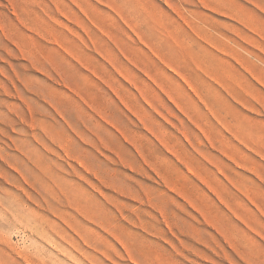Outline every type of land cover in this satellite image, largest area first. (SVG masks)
<instances>
[{"label": "rangeland", "instance_id": "rangeland-1", "mask_svg": "<svg viewBox=\"0 0 264 264\" xmlns=\"http://www.w3.org/2000/svg\"><path fill=\"white\" fill-rule=\"evenodd\" d=\"M0 25V264H264V0H0Z\"/></svg>", "mask_w": 264, "mask_h": 264}, {"label": "bare ground", "instance_id": "bare-ground-1", "mask_svg": "<svg viewBox=\"0 0 264 264\" xmlns=\"http://www.w3.org/2000/svg\"><path fill=\"white\" fill-rule=\"evenodd\" d=\"M129 8H131V6H130ZM28 19H29V18H28ZM26 20H27V19H26ZM34 20H36V19H34ZM0 26H1V25H0ZM0 29H1V27H0ZM1 31H2V29H1ZM2 32H3V31H2ZM2 34H3V33H2ZM5 37H6V36H5ZM208 37L211 38L210 36H208ZM208 37H207V38L205 37V39L208 40ZM212 38H213V37H212ZM55 39H57V38H55ZM8 40H9V39H8ZM211 40H212V39H211ZM208 41H209V40H208ZM8 42H9V41H8ZM55 42H56V41H55ZM209 42H210V41H209ZM5 43H6V42H5ZM14 43H15V42H13V45H14ZM212 43H215V42H212ZM219 44H220V42H219ZM219 44H218V46H220ZM222 44H223V43H222ZM216 45H217V43H216ZM224 47H225V46H223V48H224ZM225 48H226V47H225ZM225 48H224V49H225ZM0 49H2V48H0ZM17 49H18V48H17ZM221 49H222V48H221ZM19 50H20V49H19ZM226 50H227V54H229V52H228L229 50H228V49H226ZM226 50H224L223 52H225ZM21 51H22V50H21ZM2 53H3V52H2ZM2 53H1V54H2ZM5 53H6V50H5ZM225 53H226V52H225ZM6 54H7V53H6ZM20 54L22 55V53H20ZM234 54H235V53H233V55H234ZM4 55H5V54H4ZM4 55H2V56H4ZM7 56H8V55H7ZM7 56H6V57H7ZM33 56H34V55H33ZM9 57H10V56H9ZM12 58H16V57H12ZM28 58H29V57H28ZM9 59H10V58H9ZM0 60H1V59H0ZM3 60L5 61L6 59H3ZM17 60H18V59H17ZM6 61H7V60H6ZM6 61H5V62H6ZM9 61H10V60H9ZM1 62H2V61H1ZM30 62H31V59H30ZM30 62H29V63H30ZM31 63H32V62H31ZM31 65H32V64H31ZM33 65H34V64H33ZM23 68H24V67H23ZM26 68H27V67H26ZM33 68H34V67H33ZM12 69H13V68H12ZM37 69H38V68H37ZM0 71H2V70H0ZM11 71H12V70H11ZM55 71H56V70H55ZM55 71H54V72H55ZM13 72H14V70H13ZM58 72H59V71H58ZM58 72H57V73H58ZM0 73H1V72H0ZM59 74H61V73H59ZM46 75H48V74H46ZM59 76H60V75H59ZM63 76H64V75H63ZM15 78H16V75H15ZM60 78H61V77H60ZM7 79H8V76H7ZM16 79H19L18 76H17ZM51 79H52V77H51ZM53 79H54V78H53ZM61 79H62V78H61ZM19 80H20V79H19ZM17 81H18V80H17ZM54 81H55V80H54ZM56 81H58V80H56ZM65 81H66V80H65ZM67 81H68V80H67ZM0 82H3V81H0ZM9 82H10V81H9ZM19 82H20V81H19ZM58 82H59V81H58ZM69 82L72 83V81H69ZM69 82H68V83H69ZM21 83H23V81H22ZM63 83H64V82H63ZM71 83H70V84H71ZM73 83H74V82H73ZM73 83H72V84H73ZM72 84H71V85H72ZM1 85H2V84H1ZM66 85H67V84H66ZM68 86H69V85H68ZM69 87H70V86H69ZM73 87H74V85H73ZM0 88H1V87H0ZM2 88H3V87H2ZM74 88H75V87H74ZM71 89H72V87H71ZM73 90H74V89H72V91H73ZM3 91L6 92V90H3ZM15 91H16V88H15ZM74 91H75V90H74ZM77 91H78V90H77ZM115 91H116V90H115ZM2 93H3V92H2ZM115 93L117 94V92H115ZM12 94H13V93H12ZM17 94H19V93H17ZM74 94H75V93H74ZM74 94H73V95H74ZM76 94H77V92H76ZM9 95H10V94H9ZM4 96H5V95H4ZM7 97H8V96H7ZM18 97H21V96L19 95ZM22 97H23V96H22ZM38 97H39V96H38ZM41 97H42V96H41ZM39 98H40V97H39ZM22 99H23V98H22ZM120 99H121V98H120ZM49 100H50V99H49ZM23 101H25V100L23 99ZM43 101H44V100H43ZM123 102H124V101H123ZM23 103H24V102H23ZM25 103H27V102H25ZM25 103H24V104H25ZM124 103H127V102H124ZM52 105H53V104H52ZM54 107H56V106H54ZM30 109H31V108H30ZM55 109H56V108H55ZM13 110H14V109H13ZM56 110H58V109H56ZM10 111H11V109H10ZM37 111H38V110H37ZM13 113H14V112H13ZM18 113H19V112H18ZM18 113H15V114H18ZM20 113H21V112H20ZM58 113H60V112H58ZM11 114H12V111H11ZM22 114H23V113H22ZM26 114H27V113H26ZM28 114H29V113H28ZM30 114H32V113L30 112ZM60 114H61V113H60ZM61 115H62V114H61ZM0 116H1V115H0ZM30 116H32V115H30ZM2 117H3V116H2ZM28 117H29V116H28ZM3 118L5 119V117H3ZM3 118H2V119H3ZM18 118H19V117H18ZM24 118H26V117H24ZM31 118H32V117H31ZM31 118H30V121H32ZM63 118H64V117H63ZM32 119H33V118H32ZM0 120H1V119H0ZM23 120H24V119H23ZM26 120H27V119H26ZM12 121H13V120H12ZM34 121H35V120H34ZM38 121H39V120H38ZM38 121H37V122H38ZM41 121H42V120H41ZM1 122H2V121H1ZM1 122H0V123H1ZM21 122H22V121H21ZM39 122H40V121H39ZM39 122H38V124H39ZM63 122H64V121H63ZM14 123H16V121H15ZM53 123H54V122H53ZM61 123H62V122H61ZM64 123H65V122H64ZM87 123H88V121H87ZM20 124H21V123H20ZM33 124H34V123H33ZM33 124H32V126H33ZM42 124H45V123L42 122ZM56 124H57V122H56ZM59 124H60V123H59ZM67 124H68V122H67ZM88 124H89V123H88ZM90 124H91V123H90ZM13 125H14V124L12 123V126H13ZM24 125H25V124H24ZM34 125H35V124H34ZM40 125H41V124H40ZM57 125H58V124H57ZM60 125H61V124H60ZM69 125H70V127H71V124H69ZM8 126H11V125L8 124ZM12 126H11V127H12ZM32 126H31V127H32ZM42 126H43V125H41V131H42V129H45L46 126H49V124H47L46 126L44 125V126H45L44 128H42ZM54 126H55V123H54ZM62 126H63V125H62ZM82 126H83V125H82ZM34 127H35V126H34ZM56 127H57V126H56ZM64 127H65V124H64ZM76 127H77V126H76ZM87 127H88V126H87ZM87 127H86V128H87ZM25 128H26V127H25ZM25 128H24V129H25ZM36 128H37V127H36ZM49 128H50V127H49ZM57 128H58V127H57ZM62 128H63V127H62ZM62 128H61V129H62ZM67 128H68V127H67ZM67 128L65 127V129H67ZM77 128H78V127H77ZM77 128H76V129H77ZM86 128H85V129H86ZM88 128H89V127H88ZM50 129H52V126H51ZM63 129H64V128H63ZM71 129H72V127H71ZM36 130H38V129H36ZM53 130H54V129H53ZM53 130H52V131H53ZM69 130H70V129H69ZM73 130H74V129H73ZM91 130H93V129H91ZM150 130H151V128H150ZM30 131H32V129H31ZM47 131H48V130H47ZM77 131H78V130H77ZM7 132H8V130H7ZM43 132H44V131H43ZM48 132H49V133H48ZM48 132H46V135H47V133H48V135H49L48 137H50V135H51V137H52V134L50 133V131H48ZM71 132H72V131H71ZM75 132H76V130H75ZM153 132H154V131H153ZM8 133H10V132H8ZM29 133H30V132H29ZM32 133H34V132L32 131ZM32 133H31V134H32ZM38 133H39V132H38ZM56 133H57V132H56ZM67 133H68V132H67ZM94 133H95V132H94ZM154 133H155V132H154ZM6 134H7V133H6ZM6 134L4 133V136H3V137H5ZM10 134H11V133H10ZM64 134H65V132H64ZM73 134H74V133H73ZM77 134H78V133H77ZM84 134H85V132H84ZM24 135H26V134L24 133ZM32 135H33V134H32ZM35 135H37V133H36ZM71 135H72V134H71ZM78 135H79V134H78ZM156 135H157V134H156ZM0 136H1V135H0ZM11 136H12V137H9V135H8V137H9L10 139L13 138V135H11ZM28 136H30V134H29ZM33 136H34V135H33ZM41 136H42V135H41ZM44 136H45V135H44ZM54 136H55V135H54ZM56 136L58 137L59 135H56ZM56 136L54 137V139L56 138ZM64 136H67V135H64ZM64 136H63V137H64ZM79 136H80V135H79ZM81 136H82V134H81ZM88 136L90 137V135H88ZM97 136H99V135L97 134ZM22 137H23V136H22ZM26 137H27V135H26ZM34 137H35V136H34ZM68 137H69V136H68ZM74 137H75V136H74ZM82 137H83V136H82ZM86 137H87V136H86ZM89 137H88V138H89ZM157 137H158L157 139H162L159 135H158ZM159 137H160V138H159ZM30 138H32V137H30ZM35 138H36V137H35ZM43 138H46V137H43ZM52 138H53V137H52ZM65 138H66V137H65ZM69 138H70V137H69ZM84 138H85V137H84ZM90 138H91V137H90ZM101 138H102V137H100V140H101ZM3 139H4V138H3ZM40 139L42 140V138H40ZM47 139H48V138H47ZM47 139H45V141H46V142H49V141H47ZM70 139H71V138H70ZM85 139H86V138H85ZM92 139H93V137H92ZM7 140H8V139H7ZM12 140L14 141V139H12ZM17 140H18V139H17ZM48 140H49V139H48ZM50 140H51V139H50ZM58 140H59V138H58ZM89 140H91V139H89ZM95 140H96V139H95ZM13 141H12V143H13ZM27 141H28V140H27ZM34 141H35V140H34ZM34 141H33V142H34ZM51 141H54V140L52 139ZM64 141H65V140H64ZM160 141H161V140H160ZM163 141H164V139H163ZM163 141H162V143H163ZM6 142H7V141H6ZM14 142H15V141H14ZM19 142H20V141H19ZM31 142H32V141H31ZM54 142H55V141H54ZM57 142H58V141H56V145H57ZM59 142H61V141H59ZM69 142H70V141H68V143H69ZM74 142H76V140H74ZM74 142H73V143H74ZM93 142H94V141H93ZM97 142H98V140H97ZM97 142H96V144H97ZM12 143H11V144H12ZM17 143H18V142H17ZM35 143H36V142H35ZM35 143H34V144H35ZM50 143H51V142H50ZM52 143H53V142H52ZM52 143H51V144H52ZM68 143H67V144H68ZM85 143H86V142H85ZM103 143H104V142H103ZM105 143H107V142H105ZM105 143H104V144H105ZM165 143H166V142H164V144H165ZM44 144H45V143H44ZM48 144H49V143H48ZM62 144H63V143H62ZM15 145H16V144H15ZM15 145H14V146H15ZM19 145H21V142L19 143ZM23 145H24V144H23ZM41 145H42V144H41ZM58 145H60V147H61V144H58ZM58 145H57V146H58ZM69 145H71V144H69ZM73 145H74V144H73ZM78 145H79V144H78ZM82 145H83V144H82ZM85 145H86V144H85ZM97 145H98V144H97ZM165 145H168V144H165ZM165 145H164V146H165ZM5 146H6V145H5ZM8 146H9V145H8ZM43 146H46V145H43ZM47 146H49V145H47ZM52 146H53V145H52ZM71 146H72V145H71ZM75 146L77 147V145H75ZM99 146H100V145H99ZM99 146H98V147H99ZM135 146H136V145H135ZM12 147H13V146H12ZM18 147H19V146H17V148H18ZM40 147H41V146H40ZM54 147H55V146H54ZM63 147H64V145H63ZM67 147H68V146H67ZM78 147H79V146H78ZM78 147H77V148H78ZM89 147H90V146H89ZM94 147H95V146H94ZM144 147H145V146H144ZM150 147H151V146H150ZM4 148H5V147H4ZM10 148H11V147H10ZM22 148H25V147L23 146ZM22 148H21V149H22ZM44 148H47V149H48V147H44ZM44 148H43V149H44ZM61 148H62V147H61ZM137 148H138V146H137ZM167 148H168V147H167ZM25 149H28V152H29V153L27 152V150L25 151V153H27L28 155H29V154L33 155V154H36V153H37V151H34L33 149L29 148L28 146H27V148H25ZM63 149H64V148H63ZM68 149H69V147H68ZM75 149H76V148H75ZM100 149H101V148H100ZM138 149H139V148H138ZM170 149H171V148H170ZM9 150H10V149H9ZM41 150H42V149H41ZM44 150H45V149H44ZM57 150H58V149H57ZM73 150H74V149H73ZM81 150H82V148H81ZM140 150H141V149H140ZM140 150H139V151H140ZM151 150H152V149H151ZM151 150H150V151H151ZM5 151H6V150H5ZM47 151H50V152H51V149H49V150H47ZM58 151H59V150H58ZM67 151H68V150H67ZM69 151H70V150H69ZM69 151H68V152H69ZM71 151H72V150H71ZM75 151H76V150H75ZM75 151H74V152H75ZM101 151H102V150H101ZM144 151H145V150H144ZM171 151H172V150H171ZM45 152H46V151H45ZM60 152H61V151H60ZM64 152H65V151H64ZM72 152H73V151H72ZM140 152H142V151H140ZM174 152H176V151L174 150ZM174 152H172V153H174ZM8 153H9V152H8ZM23 153H24V151H23ZM76 153H77V151H76ZM146 153H148V152H146ZM43 154H44V153H43ZM49 154H50V153H49ZM53 154H55V152H54ZM60 154H61V153H60ZM66 154H67V153H66ZM70 154H71V152H70ZM141 154H143V153H141ZM144 154H145V153H144ZM144 154H143V155H144ZM176 154H178V152H177ZM231 154H233V153H231ZM4 155H5V154H4ZM28 155H27V156H28ZM39 155H40V153H39ZM39 155H38V156H39ZM68 155H69V154H68ZM72 155H73V153H72ZM79 155L81 156V154H79ZM79 155H78V156H79ZM148 155H151V156H152V154H150V152H149ZM148 155H146V156H148ZM153 155H154V154H153ZM233 155H234V154H233ZM1 156H3V155L1 154ZM9 156L13 157L11 154H9ZM34 156H35V155H34ZM64 156H65V155H64ZM73 156H74V155H73ZM83 156H84V155H83ZM141 156H142V155H141ZM169 156H170V155H169ZM178 156H179V155H178ZM234 156H235V155H234ZM4 157L7 159L6 156H4ZM11 157H10V158H11ZM25 157H26V155H25ZM29 157H30V156H29ZM32 157H33V156H32ZM40 157H41V155H40ZM119 157H120V156H119ZM153 157H154V156H153ZM165 157H166V156H165ZM171 157H172V154H171ZM179 157H180V156H179ZM181 157H182V156H181ZM2 158H3V157H2ZM30 158H31V157H30ZM35 158H36V157H33V159H35ZM43 158H44V157H43ZM45 158H48V157L45 156ZM57 158H58V157H57ZM62 158H63V157H62ZM95 158H97V157H95ZM120 158H121V157H120ZM149 158H150V157H149ZM172 158H173V157H172ZM174 158H175V157H174ZM232 158H233V157H232ZM36 159H37V158H36ZM36 159H35V160H36ZM63 159H64V158H63ZM65 159H66V158H65ZM73 159H74V157H73ZM79 159H81V158H79ZM85 159H86V158H85ZM143 159H144V156H143ZM147 159H148V158H147ZM151 159H152V158H151ZM163 159H164V158H163ZM7 160H8V159H7ZM10 160H11V159H10ZM10 160H9L8 163H11ZM16 160H17V159H16ZM53 160H54V159H53ZM53 160H51V161H53ZM120 160H122V158H121ZM145 160H146V158H145ZM149 160H150V159H149ZM149 160H148V161H149ZM152 160H154V159H152ZM152 160H150V162H153ZM167 160H169V159H167ZM184 160H185V159L183 158V159L181 160V162L184 161ZM235 160H236V159H235ZM4 161H5V159H4ZM17 161H19V160H17ZM36 161H37V160H36ZM42 161H43V160H42ZM44 161H46V160H44ZM56 161H57V160H56ZM58 161H59V160H58ZM79 161H80V160H79ZM79 161H78V162H79ZM87 161H88V160H87ZM164 161H166V160H164ZM175 161H176V160H175ZM185 161H187V160H185ZM185 161H184V162H185ZM21 162H22V161H21ZM21 162H20V163H21ZM27 162H28V161H27V159H26V163H22V164H27ZM31 162H32V161H31ZM37 162H39V161H37ZM68 162H69V161H68ZM80 162H81V161H80ZM88 162H89V161H88ZM119 162H120V161H119ZM168 162H169V161H168ZM168 162H166V163H168ZM170 162H171V161H170ZM184 162H183V163H184ZM189 162H190V161H189ZM5 163H6V162H5ZM17 163H18V162H16V164H17ZM28 163H29V162H28ZM43 163H44V162H43ZM60 163H61V161H60ZM62 163H63V161H62ZM62 163H61V164H62ZM69 163H70V162H69ZM89 163H90V162H89ZM89 163H88V164H89ZM162 163H163V161H162ZM164 163H165V162H164ZM177 163L179 164V161H178ZM190 163H191V162H190ZM32 164H33V163H32ZM34 164H35V163H34ZM45 164H46V162H45ZM48 164H49V163H48ZM52 164H53V163L51 162V165H52ZM63 164H66V163H63ZM86 164H87V162H86ZM90 164H92V163H90ZM142 164H143V163H142ZM144 164H145V163H144ZM144 164H143V165H144ZM184 164H185V163H184ZM186 164H188V165H184V166H189V163H186ZM9 165H11V164H9ZM19 165H20V164H19ZM41 165H42V163H41ZM69 165H70V164H69ZM82 165H83V163H82ZM92 165H94V163H93ZM145 165H146V164H145ZM150 165H151V163L149 164V166H150ZM169 165H170V164H169ZM43 166H44V165H42V168H43ZM54 166H55V164H54ZM54 166H53V168H55V167L57 168V167H58L57 165H56L55 167H54ZM60 166H61V165H60ZM86 166H87V165H86ZM86 166H85L84 168H86ZM89 166H90V165H89ZM89 166H88V167H89ZM153 166H154V165H153ZM27 167H29V166H27ZM36 167H37V166H36ZM65 167H66V166H65ZM71 167H72V165H71ZM93 167H94V166H93ZM93 167H91V168L93 169ZM131 167H132V166H131ZM143 167H144V166H142V169H143V170L146 169V168H143ZM18 168H19V166H18ZM22 168H23V167H22ZM24 168H25V167H24ZM24 168H23V169H24ZM53 168H52V169H53ZM59 168H60V167H59ZM59 168H58V170H59ZM67 168H68V167H67ZM77 168H78V167H77ZM151 168H152V165H151ZM218 168H219V167H218ZM26 169H27V168H26ZM26 169H25V170H26ZM33 169H35V168H33ZM33 169H32V170H33ZM39 169H40V168H39ZM47 169H49V168L46 167V171H47ZM52 169H50V170H52ZM61 169H63V167H61ZM61 169H60V170H61ZM65 169H66V168H65ZM72 169H73V168H72ZM75 169H76V168H75ZM75 169H74V171H75ZM94 169H95V168H94ZM99 169H100V167H99ZM142 169H141V170H142ZM189 169H190V168H189ZM192 169H193V168H192ZM219 169H220V168H219ZM15 170H16V169H15ZM27 170H28V169H27ZM42 170H43V169H42ZM50 170H49V171H50ZM53 170H55V169H53ZM56 170H57V169H56ZM56 170L54 171V175H55ZM76 170H77V169H76ZM78 170L80 171V169H78ZM82 170H83V169H82ZM100 170H101V169H100ZM212 170H213V169H212ZM37 171H38V170H37ZM39 171H40V170H39ZM65 171H66V170H65ZM68 171H69V170H68ZM71 171H72V170H71ZM95 171H96V170H95ZM98 171H99V170H98ZM98 171H97V172H98ZM156 171H157V168H156L155 172H156ZM160 171H163V170H160ZM222 171H223V170H222ZM21 172H22V169H21ZM33 172H34V171H33ZM59 172H60V171H59ZM75 172H77V171H75ZM75 172H73L72 174H74ZM102 172H103V171H102ZM157 172H158V171H157ZM169 172H170V171H169ZM169 172L167 171V173H169ZM192 172H193V171H192ZM22 173H23V172H22ZM26 173H27V171H26ZM30 173H31V172H30ZM38 173L41 174L42 172H41V173L38 172ZM51 173H52V172H51ZM68 173H69V172H68ZM77 173H78V172H77ZM79 173H80V172H79ZM83 173H85V172H83ZM160 173H161V172H160ZM162 173H163V172H162ZM185 173H187V172H185ZM203 173H204V172H203ZM212 173H213V172H212ZM218 173H219V172H218ZM31 174H32V173H31ZM35 174H36V173H35ZM44 174H45V172H43V177H44V179H45ZM52 174H53V173H52ZM52 174H51V175H52ZM58 174H59V173H58ZM66 174H67V173H66ZM99 174H100V173H99ZM103 174H104V173H103ZM164 174H166V173L164 172ZM169 174H170V173H169ZM188 174H189V172H188ZM194 174H195V172H194ZM196 174H197V173H196ZM21 175H22V174H21ZM41 175H42V174H41ZM49 175H50V174H49ZM64 175H65V174L62 173V176H64ZM82 175H83V174H82ZM94 175H95V174H94ZM101 175H102V174H101ZM101 175H100V176H101ZM158 175H159V173H158ZM166 175H168V174H166ZM172 175H174V174H173V173L170 174V176H172ZM176 175H177V174H176ZM185 175H186V174H185ZM190 175H191L190 177H192V174H190ZM197 175H198V174H197ZM206 175H207V174H206ZM26 176L28 177V176H30V175H27V174H26ZM46 176H47V175H46ZM57 176H58V175H57ZM57 176H56V177H57ZM60 176H61V174H60ZM60 176H58V177L61 178L60 180H62V177H60ZM80 176H81V174H80ZM87 176H88V175H87ZM96 176H97V173H96ZM102 176H103V175H102ZM102 176H101V177H102ZM105 176L107 177L106 174H105ZM160 176H161V175H160ZM162 176H163V175H162ZM162 176H161V177H162ZM195 176H196V175H195ZM198 176H199V175H198ZM211 176H212V174H211ZM259 176H260V175H259ZM23 177H24V175H23ZM53 177H54V176H53ZM65 177L68 178L67 176H65ZM103 177H104V176H103ZM108 177H109V176H108ZM113 177H114V176H113ZM165 177H166L165 179H167V176H165ZM187 177H188V176L186 175V178H187ZM260 177H262V176H260ZM24 178H26V177H24ZM28 178H29V177H28ZM28 178H27V179H28ZM32 178H33V177H32ZM38 178H39V177H38ZM48 178H50V177H48ZM54 178H55V177H54ZM63 178H64V177H63ZM83 178H84V177H83ZM87 178H88V177H87ZM98 178H99V177H98ZM110 178H112V177H110ZM182 178H184V177H182ZM186 178H185V179H186ZM197 178H198V177H197ZM207 178H208V177H207ZM209 178H210V177H209ZM216 178H217V176H216ZM262 178H263V177H262ZM27 179H25V180H27ZM30 179H31V178H30ZM40 179H41V176H40ZM40 179H39V180H40ZM44 179L42 178V180H44ZM46 179H47V177H46ZM46 179H45V180H46ZM70 179H71V178H70ZM91 179H92V178H91ZM99 179H100V178H99ZM101 179H103V178H101ZM114 179H115V177H114ZM172 179H173V176H172ZM180 179H181V178H180ZM187 179H188V178H187ZM192 179H193V178H192ZM192 179H191L190 181H192ZM201 179L204 180L203 178H201ZM28 180H29V179H28ZM28 180H27V182H29ZM31 180H32V179H31ZM36 180H37V179H36ZM45 180H44L43 182H45ZM53 180H54V179H53ZM55 180L57 181V180H59V179H56V178H55ZM74 180H75V178H74ZM74 180H73V181H74ZM103 180H104V179H103ZM106 180H107V179H106ZM112 180H113V178H112ZM175 180H176V179H175ZM182 180H183V179H182ZM195 180H197V179H195ZM46 181H49V179L46 180ZM63 181H64V180H63ZM65 181H66V180H65ZM77 181L79 182V180H77ZM164 181H165V180H164ZM167 181H169V180H167ZM179 181H180V180H179ZM186 181H187V180H186ZM193 181H194V180H193ZM211 181H212V180H211ZM220 181H222V180H220ZM30 182H31V181H30ZM50 182H51V180H50ZM74 182H75V181H74ZM82 182H83V181H82ZM90 182H91V181H90ZM90 182H89V184H90ZM110 182H111V181H110ZM120 182H121V181H120ZM169 182H170V181H169ZM196 182H197V181H196ZM32 183H33V182H32ZM32 183H30V184L32 185ZM40 183H41V182H40ZM52 183H53V182H52ZM54 183H55V182H54ZM57 183H58V182H57ZM59 183H60V182H59ZM70 183H71V182H70ZM98 183H99V182H98ZM106 183H107V182H106ZM165 183H166V182H165ZM174 183H175V182H174ZM184 183H185V182H184ZM184 183H183V184H184ZM191 183H192V182H191ZM197 183H199V182H197ZM206 183H207V182H205V184H206ZM214 183H215V182H214ZM218 183H219V182H218ZM28 184H29V183H28ZM34 184H35V182H34ZM37 184H38V181H37ZM37 184H36V185H37ZM96 184H97V183H96ZM96 184H95V185H96ZM121 184H122V182L119 184L120 187L117 186V185H116V186L119 187L120 189H122L121 186H122V185L124 186V184H122V185H121ZM168 184H169V183H168ZM168 184H167V186H168ZM175 184H177V183H175ZM183 184H182V185H183ZM207 184H208V183H207ZM216 184H217V181H216ZM222 184H224V183H222ZM222 184L220 185V186H221L220 188H222ZM41 185L43 186L42 183H41ZM47 185H48V184H47ZM58 185H59V184H58ZM58 185H57V187H58ZM62 185H63V184H61V186H59V187H62ZM66 185H67V184H66ZM70 185H71V184H70ZM82 185H83V184H82ZM85 185H86V184H85ZM90 185H91V184H90ZM106 185H107V184H106ZM106 185H105V186H106ZM113 185L115 186L114 183H113ZM113 185H112V186H113ZM178 185H179V184H178ZM182 185H181V186H182ZM195 185H196V183H195ZM195 185H194V186H195ZM199 185H202V186H203V184H201V183H200ZM208 185H209V187H211L210 184H208ZM63 186H65V185H63ZM74 186H76V185H74ZM74 186H73V187H74ZM98 186H99V185H98ZM100 186H101V185H100ZM100 186H99V187H100ZM123 186H122V187H123ZM179 186H180V185H179ZM192 186H193V185H192ZM218 186H219V185H218ZM39 187H40V185H39ZM39 187H38V190H40ZM45 187L47 188L46 183H45V185H44L42 188H45ZM51 187H52V186H51ZM53 187H54L53 189H55V185H54ZM66 187H68V186H66ZM66 187H64V188L66 189ZM86 187H87V186H86ZM94 187H95V186H94ZM109 187H110V186H109ZM169 187H170V186H169ZM174 187H175V186H174ZM183 187H184V185H183ZM189 187H191V186L189 185ZM224 187H226V185H225ZM49 188H50V187H49ZM71 188H72V185H71ZM81 188L85 189V187H81ZM87 188H88V187H87ZM187 188H188V187H187ZM217 188H218V187H217ZM35 189H36V188H35ZM53 189H52V191H53ZM69 189H70V188H69ZM78 189H79V187H78ZM98 189H99V188H98ZM98 189H97V190H98ZM102 189H103V188H102ZM115 189H117V188H115ZM120 189H119V190H120ZM170 189H172V188H170ZM175 189H176V187H175ZM175 189H174V190H175ZM212 189H213V188H212ZM218 189H219V188H218ZM46 190H48V189H46ZM58 190H59V188H58ZM62 190H63V187H62ZM62 190H61V191H62ZM67 190H68V189H67ZM67 190H65V192H67ZM72 190H73V189H72ZM80 190H82V189H80ZM85 190H87V189H85ZM122 190H123V189H122ZM122 190H121V191H122ZM176 190H177V189H176ZM178 190H179V189H178ZM181 190H182V187H181ZM192 190H193V188L190 190V192H191ZM194 190H195V189H194ZM202 190H203V189H202ZM205 190H206V189H204V192H207V190H206V191H205ZM216 190H217V189H216ZM221 190H222V189H221ZM239 190H240V189H239ZM40 191H41V190H40ZM70 191H71V189H70ZM70 191H69V194H68V195H70ZM91 191H92V190H91ZM197 191H198V190H197ZM222 191H223V190H222ZM44 192H45V191H44ZM44 192H43V194H44ZM53 192H55V191H53ZM57 192H60V190L57 191ZM71 192H72V191H71ZM99 192H100V191H99ZM104 192H105V191H104ZM130 192H131V191H130ZM130 192H129V193H130ZM188 192H189V190H188ZM199 192H200V190H199ZM210 192H211V191H210ZM215 192H216V191H215ZM38 193H39V192H38ZM48 193H49V192H48ZM62 193H63V192H62ZM67 193H68V192H67ZM67 193H66V194H67ZM100 193H101V192H100ZM131 193H132V192H131ZM140 193H141V192H140ZM200 193H201V192H200ZM200 193H199V195H200ZM216 193H217V192H216ZM39 194H42V193H39ZM64 194H65V193H64ZM72 194H73V195L75 194V196H74V197L71 196V197L69 198V199L72 200V201H71V200L69 201V202H71V204H72V202L74 203V202H76V201H81V203H82V201H83V200H82V197H79V196H78V195H80V193H78V195H77V193L72 192ZM72 194H71V195H72ZM83 194H84V193H83ZM86 194H87V193H86ZM88 194H89V192H88ZM102 194H103V193H102ZM121 194H122V193H121ZM137 194H139V193L137 192ZM177 194H178V193H177ZM177 194H176V195H177ZM189 194H190V193H189ZM192 194H193V193H192ZM192 194H191V195H192ZM195 194H196V193H194V196H195V198H196V195H195ZM208 194H209V193L207 192V196H208ZM223 194H224V193H223ZM255 194H256V193H255ZM263 194H264V193H263ZM263 194H262V196H263ZM60 195H61V194H60ZM68 195H67V196H68ZM84 195H85V194H84ZM90 195H91V193H90ZM90 195H89V196H90ZM93 195H94V194H93ZM133 195H135V194H133ZM180 195H181V194H180ZM183 195H184V194H183ZM202 195H203V194H202ZM217 195H218V194H217ZM245 195H247V194H245ZM259 195H260V194H259ZM43 196H44V195H43ZM43 196H42V197H43ZM46 196H47V195H45V197H46ZM76 196H78L79 198L76 197ZM81 196H82V195H81ZM94 196H95L94 198H96V199H99V198H100L99 196H98L99 198L96 197V193H95ZM185 196H187V195H185ZM185 196H184V197H185ZM204 196H206V194H205ZM250 196H251V195H250ZM250 196H247V197L249 198ZM48 197H49V196H48ZM58 197H59V196H58ZM62 197H63V196H62ZM62 197H61V198H62ZM188 197H189V196H188ZM197 197H199V196H197ZM219 197H220V195H219ZM50 198H51V197H50ZM53 198H54V197H53ZM65 198H68V197H66V195H65ZM106 198H107V197H106ZM151 198H152V196H151ZM185 198H186V197H185ZM185 198H184V199H185ZM220 198H221V197H220ZM220 198H219V199H220ZM251 198H252V196H251ZM263 198H264V197H263ZM44 199H45V198H44ZM55 199H56V198H55ZM62 199H64V197H63ZM86 199H87V198H86ZM96 199H94V200H96ZM153 199H154V198H153ZM182 199H183V198H182ZM204 199H205V198L203 197V204H205V202L207 201V199H205L206 201H205ZM210 199H211V197H210ZM212 199H213V198H212ZM221 199H222V198H221ZM252 199H253V198H252ZM48 200H49V199H48ZM48 200H46V202H48ZM56 200H57V199H56ZM56 200H55V202H56ZM67 200H68V199H67ZM94 200H92V201H94ZM174 200H175V199H174ZM186 200H187V199H186ZM186 200H185V201H186ZM200 200H201V199H200ZM49 201H50V200H49ZM58 201H59V199H58ZM58 201H57V202H58ZM100 201H101V200H100ZM151 201H153V200H151ZM187 201H188V200H187ZM191 201H192V200H191ZM197 201L200 202L199 199H198ZM204 201H205V202H204ZM210 201H211V200H210ZM223 201H224V200H223ZM252 201H255V200H252ZM52 202H53V201H52ZM55 202H54V203H55ZM57 202H56L55 204H57ZM69 202H68V203H69ZM85 202H86V201H85ZM95 202H96V201H95ZM98 202H99V201H98ZM98 202H96V203H98ZM148 202H149V201H148ZM148 202H147V203H148ZM173 202H174V201H173ZM207 202H209V201H207ZM211 202H212V201H211ZM211 202H209V203H211ZM257 202H258V201L256 200V203H257ZM48 203H50V202H48ZM48 203H47V204H48ZM59 203H62V202H59ZM63 203L65 204L66 201L63 202ZM86 203H87V202H86ZM86 203L84 204V202H83L84 205H86ZM91 203H92V202H91ZM91 203H89V204H91ZM99 203H100V202H99ZM101 203H102V202H101ZM192 203H193V202H192ZM200 203L202 204V202H200ZM226 203H227V202H226ZM258 203H259V202H258ZM51 204H52V203H50V205H51ZM64 204H63V205H64ZM76 204H77V203H76ZM83 204H82V206H84ZM104 204L106 205V203H104ZM104 204H103V205H104ZM156 204H157V203H156ZM156 204H155V205H156ZM166 204H168V203H166ZM169 204H170V201H169ZM189 204H190V203H189ZM206 204H207V203H206ZM206 204H205V205H206ZM38 205H39V204H38ZM50 205H47V206L50 207ZM69 205H70V204H69ZM74 205H75V204H73V206H74ZM77 205H78V204H77ZM92 205H93V204H92ZM96 205H97V204H96ZM96 205H95V209L98 208V207H96ZM158 205H159V204H158ZM158 205H156V207H158ZM171 205H172V204H171ZM178 205H180V204H178ZM191 205H192V204H191ZM195 205H196V204H195ZM195 205L193 204L192 206H195ZM205 205H204V206H205ZM216 205H217V204H216ZM216 205H214L213 207H215ZM257 205H258V204H257ZM259 205H261V204H259ZM58 206H59V204H58ZM80 206H81V205L79 204V207H80ZM87 206H88V205H87ZM160 206H161V205H160ZM263 206H264V205H263ZM48 207H47V208H48ZM54 207H55V206H53V208H54ZM60 207H62V206H60ZM64 207H66V206L64 205ZM70 207H71V206H70ZM92 207L94 208V206H92ZM103 207H104V206H103ZM161 207H162V206H161ZM181 207H182V206H181ZM205 207H206V206H205ZM207 207H208V205H207ZM258 207H259V209H260V206H258ZM50 208H51V207H50ZM62 208H63V207H62ZM74 208H76V207H74ZM85 208H86V207H85ZM89 208H90V206H89ZM89 208L87 207L86 209L89 210ZM162 208H163V207H162ZM208 208H209V207H208ZM55 209H56V208H55ZM69 209H70V208H69ZM69 209L66 210V213H67V211H68ZM82 209H83V208H82ZM86 209H84V210H86ZM90 209H91V208H90ZM102 209H103V208H102ZM196 209H197V208H196ZM263 209H264V208H263ZM52 210H54V209H52ZM58 210H60V209H58ZM79 210H80V209H79ZM93 210H94V209H93ZM112 210H113V209H112ZM152 210H155V209H152ZM156 210H158V209H156ZM156 210H155V211H156ZM159 210H160V208H159ZM163 210H164V209H163ZM163 210H162V211H163ZM168 210H169V209H168ZM181 210H182V209H181ZM62 211H63V209H62ZM200 211H201V210H200ZM231 211H232V210H231ZM233 211H234V210H233ZM261 211H262V209H261ZM263 211H264V210H263ZM58 212H59V211H58ZM60 212H61V211H60ZM72 212H73V211H72ZM75 212H76V211H75ZM83 212H84V213H87L88 211H87V212L83 211ZM89 212H90V211H89ZM101 212H102V211H101ZM113 212H114V211H113ZM113 212H112V213H113ZM153 212H154V211H153ZM157 212L160 214L159 211H157ZM189 212H190V211H189ZM195 212H196V211H195ZM79 213H80V212H79ZM92 213H93V212L91 211L90 214H92ZM94 213H95V210H94ZM98 213H99V211H98ZM107 213H108V212H107ZM150 213H151V212H150ZM165 213H166V212H165ZM201 213H202V212H201ZM263 213H264V212H262V214H263ZM63 214H64V213H63ZM63 214H61V215L63 216ZM69 214H70V213H68V215H69ZM71 214H72V213H71ZM90 214H89V215H90ZM103 214H104V213H101V215H103ZM148 214H149V212H148ZM163 214H164V213H163ZM170 214H171V213H170ZM199 214H200V212H199ZM232 214H233V213H232ZM235 214H236V213H235ZM61 215H59V217H61ZM64 215H65V214H64ZM75 215H76V214H75ZM82 215H83V214H82ZM92 215H93V214H92ZM95 215H97V214H95ZM114 215H115V214L113 213V218H114ZM166 215H167V213H166ZM166 215H163V216L166 217ZM173 215H174V214H173ZM200 215H201V214H200ZM203 215H204V214H203ZM228 215H229V214H228ZM73 216H74V215H73ZM79 216H81V215H79ZM97 216H99V215H97ZM151 216H152V215H151ZM159 216H160V215H159ZM168 216H169V215H168ZM168 216H167V217H168ZM233 216H234V215H233ZM69 217H70V216H69ZM69 217H68V218H69ZM93 217H94V216H93ZM101 217H102V216H99V219H100ZM116 217H117V216H116ZM116 217H115V218H116ZM160 217H161V216H160ZM175 217H176V216H175ZM205 217H206V216H205ZM77 218H78V217H77ZM77 218L74 217L73 219H75V221H77V220H76ZM118 218H119V216H118ZM118 218H117V219H118ZM152 218H153V217H152ZM239 218H240V217H239ZM70 219H71V217H70ZM70 219H69V221H70ZM73 219H72V220H73ZM80 219H81V218H80ZM99 219H98V218H97V219L94 218V221H95V220H99ZM109 219H110V218H109ZM155 219H156V218H155ZM155 219H154V220H155ZM166 219H167V218H166ZM242 219H243V218H242ZM61 220H62V219H61ZM65 220H67V219H65ZM110 220H111V219H110ZM110 220H109V222H110ZM113 220H114V219H113ZM140 220H141V219H140ZM140 220H139V222H140ZM156 220H157V219H156ZM202 220H203V219H202ZM206 220H207V217H206ZM206 220H205V221H206ZM63 221H64V220H63ZM73 221H74V220H73ZM101 221H102V219H101ZM161 221H162V220H161ZM169 221H170V220H169V218H168V219H167V223H169ZM200 221H201V220H200ZM203 221H204V220H203ZM205 221H204V222H205ZM207 221H208V220H207ZM64 222H65V221H64ZM66 222H67V221H66ZM66 222H65V223H66ZM79 222H81V220H80ZM91 222H92V221H91ZM99 222H100V220H99ZM115 222H116V220H115ZM141 222H142V220H141ZM156 222H158V221H156ZM175 222H176V221H175ZM208 222H209V221H208ZM68 223H70V222H68ZM71 223H75V222H71ZM89 223H90V222H89ZM100 223H103V221L100 222ZM104 223H105V222H104ZM107 223H108V222H107ZM107 223H106V224H107ZM135 223H136V222H133V224H135ZM158 223H160V222H158ZM162 223H163V222H162ZM170 223L172 224V222H170ZM170 223H169V224H170ZM200 223H202V222H200ZM66 224H67V223H66ZM77 224H78V223H77ZM81 224H82V223H81ZM84 224H85V223H84ZM96 224H97V223H96ZM139 224H140V223H139ZM171 224H170V225H171ZM174 224H175V223H174ZM176 224H178V223H176ZM206 224H207V223H206ZM213 224H214V223H213ZM70 225H71V224H70ZM72 225H73V224H72ZM86 225H87V224H86ZM100 225H101V224H100ZM102 225H103V224H102ZM108 225H109V224H108ZM114 225H115V224H114ZM135 225H136V224H135ZM170 225H169V226H170ZM222 225H223V224H222ZM249 225H250V224H249ZM35 226H36V225H35ZM91 226H92V225H91ZM93 226H94V225H93ZM104 226H105V224H104ZM118 226H119V224H118ZM120 226H121V225H120ZM123 226H125V225H123ZM136 226H137V225H136ZM138 226H139V225H138ZM144 226H145V225H143V227H144ZM42 227H43V226H42ZM69 227H70V226H69ZM73 227H74V226H73ZM81 227H82V226H81ZM81 227H79V228H81ZM84 227H85V226H84ZM86 227H87V226H86ZM89 227H90V224L88 225V228H89ZM100 227H101V226H100ZM127 227H128V226H127ZM143 227H142V228H143ZM176 227L179 228L180 226H179V227L176 226ZM189 227H190V226H189ZM223 227H224V226H223ZM226 227H227V226H226ZM251 227H252V226H251ZM40 228H41V227H40ZM107 228H108V227H107ZM109 228H110V227H109ZM137 228H138V227H137ZM144 228H145V227H144ZM146 228H148V227H146ZM154 228H155V227H154ZM193 228H195V229H193ZM193 228H191V229H193V230H195V231H197V229H198V228L196 229V227H193ZM36 229H37V228H36ZM90 229H91V228H90ZM95 229H96V228H95ZM104 229H105V227H104ZM114 229H115V228H114ZM118 229H119V227H118ZM122 229H123V228H122ZM155 229H156V228H155ZM160 229H161V228H160ZM170 229H172V228L170 227ZM179 229H180V228H179ZM225 229H227V228H225ZM250 229H251V228H250ZM253 229H255V228L253 227ZM253 229H252V230H253ZM37 230L39 231L40 229H37ZM58 230H59V229H58ZM77 230H79V229H78V225H77ZM92 230H93V229H92ZM92 230H91V231H92ZM157 230H158V229H156V231H157ZM162 230L165 231V229H162ZM187 230H188V228H187ZM198 230H199V229H198ZM227 230H228V229H227ZM227 230H226V231H227ZM233 230H234V229H233ZM255 230H257V229H255ZM255 230H254V231H255ZM56 231H57V230H56ZM96 231H98V229H97ZM96 231H95V232H96ZM100 231H101V230H100ZM124 231H125V230H123V232H124ZM147 231H149V230H147ZM152 231H153V230H152ZM160 231H161V230H160ZM180 231H181V229H180ZM235 231H236V230H235ZM40 232H41V230H40ZM45 232H46V230H45ZM71 232H72V231H71ZM84 232H85V231H84ZM88 232H89V231H88ZM113 232H114V231H113ZM113 232H112V233H113ZM123 232H122V234H123ZM144 232H145V231H144ZM158 232H159V231H157V233H158ZM162 232H163V231H161V233H162ZM165 232H167V231H165ZM228 232H229V231H228ZM41 233H42V232H41ZM59 233H60V232H59ZM59 233H58V234H59ZM63 233H64V235H66V237H65L64 235H63V236H64L65 238H67L68 241H69L70 239H72V241H74L75 238H74L73 236H71V235H72L71 233L68 234L69 231H68V232H67V231H64ZM72 233H73V232H72ZM93 233H94V232H93ZM104 233H105V232H104ZM114 233H115V232H114ZM151 233H152V232H151ZM167 233H168V232H167ZM197 233H200V232L197 231ZM220 233H221V232H220ZM223 233H224V232H223ZM236 233H237V232H236ZM58 234H57V235H58ZM77 234H78V233H77ZM79 234H82V233L79 231ZM99 234H100V233H99ZM101 234H102V233H101ZM109 234H110V233H109ZM125 234H131V233H127V232H125ZM125 234H123V236H124ZM154 234H155V233H154ZM192 234L196 235V232H195V233L192 232ZM229 234H230V233H229ZM45 235H46V234H45ZM60 235H61V234H60ZM82 235H83V234H82ZM111 235H112V234H111ZM114 235H115V234H114ZM131 235H133V234H131ZM150 235H151V234H150ZM157 235H159V234H157ZM167 235H168V234H167ZM167 235H166V236H167ZM224 235H225V234H224ZM237 235H238V234H237ZM46 236H47V235H46ZM46 236H45V237H46ZM61 236H62V235H61ZM112 236H113V235H112ZM116 236H117V235H116ZM118 236L120 237V235H118ZM118 236H117V237H118ZM123 236H121V237L123 238ZM126 236H127V235H126ZM140 236H141V235H140ZM140 236H139V237H140ZM143 236H144V234H143ZM162 236H163V234H162ZM221 236H222V235H221ZM226 236H227V235H226ZM64 237H63V238H64ZM82 237H84V236H82ZM103 237H104V236H103ZM107 237H109V236H107ZM110 237H111V236H110ZM131 237H132V236H131ZM131 237H130V235H129L128 238H131ZM145 237H146V236H145ZM145 237H144L143 240H145ZM149 237H150V236H149ZM149 237H148V238H149ZM151 237H152V236H151ZM151 237H150V238H151ZM164 237H165V235H164ZM190 237H192V236H190ZM190 237H189V238H190ZM197 237H200V234H199ZM218 237H219V236H218ZM60 238H61V237H60ZM111 238H112V237H111ZM122 238H121V239H122ZM124 238H125V237H124ZM124 238H123V239H124ZM141 238H143V237H141ZM223 238H224V237H223ZM223 238H222V239H223ZM104 239H105V237L103 238V240H104ZM108 239H109V238H108ZM126 239H127V238H126ZM146 239H147V238H146ZM191 239H192V238H191ZM191 239H190V240H191ZM199 239H200V238H199ZM228 239H229V238H228ZM76 240H77V239H76ZM78 240H79V238H78ZM85 240L87 241V243H90V244H92V245H94V246H96V247L98 246L97 242H98V243H101V241L97 240V238H96L94 235H92V236L88 235L87 237L84 238V242H85ZM105 240L108 241L107 238H106ZM112 240H113V239H112ZM124 240H125V239H124ZM148 240H149V239H148ZM148 240H145V241L147 242ZM154 240H155V239H154ZM156 240H157V239H156ZM166 240H167V239H166ZM212 240H213V239H212ZM96 241H97V242H96ZM118 241H119V239H118ZM127 241H128V240H127ZM133 241H135V240H133ZM193 241H194V242H197V241H195V240H193ZM228 241H229V240H228ZM78 242H79V241H78ZM78 242L76 241V243H78ZM102 242H103V241H102ZM112 242H113V241H112ZM115 242H116V241H115ZM115 242H113V243L115 244ZM120 242H121V241H120ZM124 242H126V241H124ZM143 242H144V241H143ZM198 242H199V241H198ZM229 242H230V241H229ZM229 242H228V243H229ZM71 243H72V242H71ZM81 243H82V242H80V244H81ZM109 243H111V240H109ZM113 243H112V244H113ZM128 243H129V242H128ZM130 243H132V240H131ZM130 243H129V244H130ZM147 243H148V242H147ZM214 243H215V242H214ZM230 243H231V242H230ZM66 244H67V243H66ZM72 244H73V243H72ZM103 244H104V243H103ZM121 244L125 245L126 243H123V242H122ZM215 244H216V243H215ZM76 245H77V244H76ZM130 245H131V244H130ZM228 245H229V244H228ZM232 245H233V244H232ZM237 245H238V244H237ZM119 246H120V245H119ZM217 246H219V245H217ZM80 247H82V246H80ZM106 247L109 248V246H106ZM123 247H124V246H123ZM125 247L127 248L128 245H127V246L125 245ZM130 247H131V246H130ZM144 247H145V245H144ZM239 247H241V246H239ZM120 248H121V247H119L118 249H119L120 252H121L122 249H120ZM131 248H132V247H131ZM208 248H209V247H208ZM208 248H207V249H208ZM220 248H221V247H220ZM230 248H231V247H230ZM233 248H234V247H233ZM72 249H73V248H72ZM80 249H81V248H80ZM94 249H96V248H94ZM116 249H117V247H116ZM142 249L145 250V252L147 251V250L144 249V248H142ZM164 249H165V248H164ZM235 249H236V248H235ZM235 249H234V250H235ZM239 249H240V248H239ZM75 250H76V248H75ZM106 250H107V249H106ZM125 250H126V249H125ZM130 250H132V249H130ZM130 250H129V251H130ZM143 250H141V251H143ZM172 250L175 251V249H172ZM234 250H233V251H234ZM93 251H94V250H93ZM127 251H128V249H127ZM138 251H139V250H138ZM138 251H137V253H138ZM141 251H140V252H141ZM153 251H154V250H153ZM153 251H151V252H153ZM176 251L178 252L179 250H176ZM242 251H243V250H242ZM104 252H105V251H104ZM114 252H115V250H114ZM145 252H144V253H145ZM235 252H236V251H235ZM237 252H238V251H237ZM243 252H244V251H243ZM79 253H80V252H79ZM101 253H102V252H101ZM127 253H128V252H127ZM129 253L131 254L132 252H129ZM133 253H136V252H133ZM137 253H136V255H137ZM148 253H150V252L148 251ZM163 253H164V252H163ZM169 253L171 254V252H169ZM173 253H174V252H173ZM77 254H78V253H77ZM112 254H113V253H112ZM112 254H111V255H112ZM116 254L118 255V252H117V253L115 252V255H116ZM238 254H240V253H238ZM247 254H248V255H246V256H249L248 258L250 259L251 254L248 253V252H247ZM70 255H71V254H70ZM104 255H105V254H104ZM121 255H122V252H121ZM121 255H120V256H121ZM139 255H140V254H139ZM141 255H142V252H141ZM141 255H140V256H141ZM164 255H165V254H164ZM175 255H176V254H175ZM178 255H179V254H178ZM226 255H227V254H226ZM234 255H235V253H234ZM98 256H99V255H98ZM100 256H101V255H100ZM105 256H106V255H105ZM108 256H110V255H107V257H108ZM149 256H150V255H149ZM152 256H153V255H152ZM157 256H158V255H157ZM223 256H224V255H223ZM237 256H238V255H236V257H237ZM240 256H241V258H242L243 255H240ZM102 257H103V256H102ZM123 257H124V256H123ZM128 257H129V256H128ZM131 257H132V256H131ZM138 257H139V256H138ZM142 257H143V256H142ZM146 257H147V256H146ZM162 257H163V255H162ZM168 257H169V256H168ZM171 257L173 258L172 255H171ZM176 257H177V256H176ZM219 257H220V256H219ZM86 258H87V257H86ZM104 258H105V257H104ZM104 258H103V259H104ZM112 258H113V256H111V259H112ZM115 258H116V257H115ZM115 258H113V259H115ZM120 258H121V257H120ZM140 258H141V257H140ZM154 258H155V257H154ZM154 258H153V259H154ZM157 258H159V256H158ZM157 258H155V259H157ZM166 258H167V256L165 257V259H166ZM221 258H223V257H221ZM228 258H229V257H228ZM238 258H239V257H238ZM243 258H244V257H243ZM251 258H252V257H251ZM253 258H254V256H253ZM118 259H119V258H118ZM126 259H127V258H126ZM131 259H132V258H131ZM142 259H143V258H141V260H142ZM145 259H146V258H145ZM159 259H160V258H159ZM165 259H164V260H165ZM246 259H247V258H245V260H246ZM249 259H248V260H249ZM76 260H78V258H77ZM120 260H121V259H120ZM132 260H133V259H132ZM134 260L136 261L135 263L138 262V263H140V264H149L148 261H146V260H142V261H141V260H139V259H137V258H135ZM166 260H168V262H169V258H167ZM178 260H179V259H178ZM241 260H242V259H241ZM251 260H252V259H251ZM124 261H126V260H124ZM128 261H129V260H128ZM87 262H88V261H87ZM91 262H92V260H91ZM168 262H167V264H169ZM254 262H256L255 259H254ZM98 263H99V262H98ZM138 263H137V264H138ZM162 263L165 264L164 261H162ZM77 264H78V263H77ZM130 264H131V263H130ZM170 264H171V261H170ZM249 264H250V263H249ZM254 264H255V263H254Z\"/></svg>", "mask_w": 264, "mask_h": 264}]
</instances>
